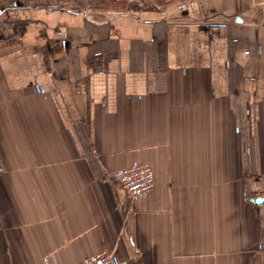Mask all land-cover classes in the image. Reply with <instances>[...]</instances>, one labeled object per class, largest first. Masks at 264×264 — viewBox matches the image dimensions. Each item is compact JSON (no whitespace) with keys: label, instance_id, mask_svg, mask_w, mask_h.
Returning a JSON list of instances; mask_svg holds the SVG:
<instances>
[{"label":"crops","instance_id":"0c3cea01","mask_svg":"<svg viewBox=\"0 0 264 264\" xmlns=\"http://www.w3.org/2000/svg\"><path fill=\"white\" fill-rule=\"evenodd\" d=\"M258 195L260 0H0V264H264Z\"/></svg>","mask_w":264,"mask_h":264},{"label":"built area","instance_id":"2783aa9c","mask_svg":"<svg viewBox=\"0 0 264 264\" xmlns=\"http://www.w3.org/2000/svg\"><path fill=\"white\" fill-rule=\"evenodd\" d=\"M264 4V0H260ZM208 26H221L218 23H203ZM113 178L119 187L130 197L135 198L150 191L155 184L154 170L148 162H137L118 168ZM76 264H121L111 252L101 250L83 257Z\"/></svg>","mask_w":264,"mask_h":264},{"label":"water","instance_id":"95a60500","mask_svg":"<svg viewBox=\"0 0 264 264\" xmlns=\"http://www.w3.org/2000/svg\"><path fill=\"white\" fill-rule=\"evenodd\" d=\"M263 200H264V198H263L262 196H259V195L250 198V201H251L252 203L257 204V205L261 204V203L263 202Z\"/></svg>","mask_w":264,"mask_h":264}]
</instances>
